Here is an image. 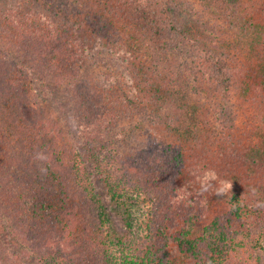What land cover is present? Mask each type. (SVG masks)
Returning a JSON list of instances; mask_svg holds the SVG:
<instances>
[{
	"label": "trees",
	"instance_id": "16d2710c",
	"mask_svg": "<svg viewBox=\"0 0 264 264\" xmlns=\"http://www.w3.org/2000/svg\"><path fill=\"white\" fill-rule=\"evenodd\" d=\"M41 1L0 2L23 74L0 61V264H264V0ZM202 14L244 30L251 55L188 34ZM93 61L106 70L85 76ZM34 84L63 92V133ZM137 115L145 144L123 153ZM220 180L232 192L212 204Z\"/></svg>",
	"mask_w": 264,
	"mask_h": 264
},
{
	"label": "rangeland",
	"instance_id": "374dc122",
	"mask_svg": "<svg viewBox=\"0 0 264 264\" xmlns=\"http://www.w3.org/2000/svg\"><path fill=\"white\" fill-rule=\"evenodd\" d=\"M53 3L59 2L58 0H51ZM2 2V0H0ZM44 2L47 3V0L41 1V4ZM208 0H180L179 6H183L184 8H190L192 5L195 7H198V10L200 11L202 8H199L200 5L207 4ZM17 4V3H13ZM38 4L39 2L34 3V12L35 13L38 9ZM29 8L27 6L23 5V8L21 10L22 14L28 13ZM57 9H55L56 11ZM42 17L40 20L39 18ZM35 20L36 24L39 23L40 21H44V14L42 13H37V16L33 19ZM192 25L190 30L188 31V34H192L194 36H199L203 35L204 37L207 38H215L217 39V42H219L220 45H223L225 48V52L228 56H237L239 59H242V61L245 59V57H248L251 55V50L250 48L244 47V43L242 41V38H245V31L242 29H229L226 27V23L223 22V18H211L209 15L208 16H203L201 18H193L192 19ZM242 22H239L241 24ZM25 27V26H24ZM226 27V28H225ZM242 27V26H241ZM262 28V27H261ZM264 29V25H263ZM13 29H9L8 32L9 34H15L17 32L12 31ZM18 33L21 34L22 37H25L24 33V28H19ZM7 34L2 32L0 30V61H5L10 68V74H14L18 78L23 76L22 73L17 72V68L15 67V61L18 58L17 56L20 54V51H17L19 48L20 42H15L14 39L11 37L6 36ZM25 40V38H22ZM19 43V44H18ZM106 70V67L103 66V64H100L99 61L91 62L88 65V70L85 72V76L88 77H98L102 74L103 71ZM50 79V78H49ZM52 81H48L49 84ZM29 93L33 96V100H35V104H32L34 107H43L44 111L49 115L51 119L54 120V122L58 125L59 129L61 132H64L65 129V117L61 113L59 102L60 98H62L63 92H58L56 95H52L51 93H48L46 90H43V88L39 84H34L32 85L31 89L29 90ZM194 102V101H191ZM237 113V121L238 124L244 123L247 119L249 120V115L248 110L243 111H238ZM125 123H122L125 127V131L120 129L119 133L120 139L117 140V143L119 144L118 146L120 147V150L125 153V152H134L137 151V148L144 143L146 134H144V126L147 124V118L145 116L139 117L138 115L135 117L133 122L124 121ZM135 124V126H133ZM240 126V125H238ZM152 127V126H151ZM240 132V131H239ZM73 141L75 140L74 137L72 138ZM96 178V176H95ZM96 182L99 184L101 183L98 179H96ZM217 197V198H216ZM211 198V203L215 204L216 200H219L222 198V196H215V197H210ZM216 198V199H215ZM144 201V199H143ZM142 207L139 211V216L141 218H145L147 210L149 209V204L147 202L141 203ZM214 206V205H212ZM216 210V207L215 209ZM13 239V238H12ZM14 241V246L16 247V250L19 252H22V250H26L25 247H23L20 243L17 244L15 238L12 240ZM19 242V240H18ZM6 253H10V248L6 249ZM33 260V257L30 258Z\"/></svg>",
	"mask_w": 264,
	"mask_h": 264
},
{
	"label": "clouds",
	"instance_id": "9594fccd",
	"mask_svg": "<svg viewBox=\"0 0 264 264\" xmlns=\"http://www.w3.org/2000/svg\"><path fill=\"white\" fill-rule=\"evenodd\" d=\"M40 158H43L40 156ZM198 182L200 183V191L208 192L209 189L213 188V182L217 181V173L214 170L208 169L203 172L201 176L198 178ZM233 183L231 180H220L217 185H215V195L217 196H226L229 192H232ZM251 191L253 193L256 192L255 188H252Z\"/></svg>",
	"mask_w": 264,
	"mask_h": 264
}]
</instances>
